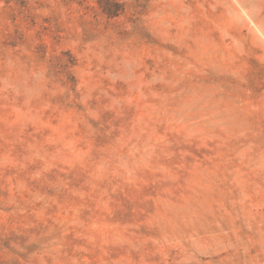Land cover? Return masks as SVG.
<instances>
[{
  "label": "rangeland",
  "instance_id": "obj_1",
  "mask_svg": "<svg viewBox=\"0 0 264 264\" xmlns=\"http://www.w3.org/2000/svg\"><path fill=\"white\" fill-rule=\"evenodd\" d=\"M0 264H264V0H0Z\"/></svg>",
  "mask_w": 264,
  "mask_h": 264
}]
</instances>
